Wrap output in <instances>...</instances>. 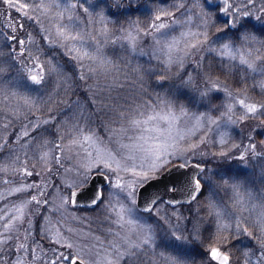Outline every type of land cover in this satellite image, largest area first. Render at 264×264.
Instances as JSON below:
<instances>
[{
  "label": "snow or ice",
  "instance_id": "1",
  "mask_svg": "<svg viewBox=\"0 0 264 264\" xmlns=\"http://www.w3.org/2000/svg\"><path fill=\"white\" fill-rule=\"evenodd\" d=\"M0 2L16 9L18 13L22 12L27 20L35 24L42 23L29 15L28 3H22L21 0H0ZM187 2L188 0H174L172 7L175 11H173L164 6L168 0H151V6L141 5L139 0H69L63 7L60 5V0H49L47 5L40 0L37 7L41 8L45 15L50 7L59 9L56 13L58 22L53 26L54 31L49 28L39 29L47 51L30 33L25 32L24 39L17 36V28L24 30L23 23L16 21L15 27L13 23H9V34L5 38L7 42L0 47V103L9 102L8 111L11 119L0 118V153L5 149L9 150V166L12 170L23 176H33L36 165L31 163L32 158L29 157V144L33 140L37 141L39 148L46 149L33 153L36 162L43 165L49 162L61 164V157L66 156V153L74 147L83 148L88 144L95 148L99 137L90 125L102 110L105 114L114 116L112 122L127 119L130 127L142 131H148L144 126L158 119L171 124L169 119L171 113L148 114V109L152 108L150 103L136 105L133 117L128 116L130 108H124L122 105L109 107L104 100L111 99L108 93L121 85L118 82L102 83L100 78L106 77L114 68H118L106 55L105 47L110 44L115 45L119 41L121 48L127 46L131 53H136L137 43L141 37L151 39L153 55L162 66L159 70L148 69L150 73L158 76V83L170 73L172 65L182 68L184 59L194 55L193 50L199 51L208 43L209 28L217 27L211 23L210 14L201 13L203 31L182 32L180 38L175 37L172 29L182 23L180 19L175 18V12L185 8ZM191 2L194 8L201 7V0H191ZM203 3L212 8L209 0H203ZM214 10L226 17L224 29L227 31L224 32V37L233 42L223 43L220 49L209 48V51L216 52L221 57V61L224 58L229 61L238 59L239 64L246 66L250 73L264 75V55H253V50L256 53L260 51L257 45L264 47V40H259L248 30L244 22L252 16L254 10L264 13V0L259 2L258 0H222V4L216 6ZM145 11L151 13V19L142 25L134 17L137 13L143 14ZM185 11L190 12L191 9ZM121 18L124 23H120ZM256 18L260 19L259 16ZM116 24H120V27L114 31ZM182 40L183 46H181ZM28 45H33L34 49ZM4 48L8 49L7 53ZM175 52L183 55L174 57ZM258 62H261L260 67H257ZM200 67H203L202 60ZM221 67L223 68V63ZM228 70L230 72L231 68ZM136 71L139 72V68ZM184 75L187 79H184V76L180 79L183 86L188 89V98L193 103L207 102L214 91L225 93L229 103L226 105L227 112L224 115L228 117L229 122H237L229 115L234 105H239L242 109V114L238 117L240 121L264 117V102H250L246 91L243 93L244 98H240L230 91L218 76L213 75L210 65L207 71L199 73L200 82L190 74ZM243 80L244 77L241 76V83ZM256 87L264 96V80L259 81ZM81 91L84 93L83 99L78 94ZM71 94H76V98L70 100ZM2 111L0 109V114ZM180 111L183 113L184 109L181 107ZM69 112L72 119L71 126L68 120L64 119ZM58 116L60 119L57 118ZM172 119L175 117L173 116ZM202 119L203 117L197 118V125ZM13 120L20 121L18 128H14ZM208 123L216 124L217 121L209 116ZM84 124L89 125L88 134H85L82 127ZM101 125L113 135H117L118 131L121 133L127 131L123 127L119 130L111 129L103 120ZM46 134L53 136V139L48 140ZM140 139H143L142 135ZM248 139L251 143L244 146L243 151L253 156H264V153L256 152L253 138L249 136ZM219 143L223 146L227 141L221 138ZM37 145H33V148ZM119 147L123 149L129 146L119 143ZM168 147L173 145L153 148H144L140 145L139 150L144 153V162L132 167L122 164L112 152L96 148L95 157L88 163H81L73 182L65 186L68 189L67 196L61 194L60 205L55 209L56 211L65 205H78L80 201L86 200L93 209L102 207L106 213L115 212L117 219L111 221L112 223L118 224L121 228L125 223L129 225L128 232L123 237L116 242L109 241L111 252L105 249V255L99 261L93 259L98 253L93 254L90 248L76 243L70 236H65L59 231L55 236L52 235L51 219L35 211L42 204L49 203L47 198L40 199L45 196L43 191L33 192L41 185L36 182L20 184L19 187L10 188L8 193L0 194L4 199L19 194L17 199L22 201L15 207L13 213L7 216L0 214V237H2L0 264H6L5 257L9 251L13 254L25 252L31 255V247L27 241L31 239L32 243L39 247L40 238L49 241V247L44 252L46 259L36 257L42 259V264H160V260H163L164 264H198L195 259L197 256L201 258L200 264H213V262L231 264V256L227 250L229 237L223 233L231 230L233 234L244 233L248 237H253L254 233L249 230L250 228L256 229L257 235L254 238L262 249L257 264H264V211H261L248 226H245L247 218L234 219L232 224H226L223 222L222 213L216 210L217 206L209 198L208 207L211 209L210 214L216 218V224L214 228L209 226L202 230L203 218L200 217L199 208L195 209L196 221H193L185 217L177 206L184 207L198 203L210 189L217 186L216 181L213 176L207 174L208 170L201 167L200 163L189 165L186 158L183 163H175L171 157H176L177 152H169ZM196 147L197 145L190 144L186 149L179 151V156L194 155ZM234 147L241 146L234 145ZM21 152L28 159H22L21 155L17 154ZM86 155L92 157V152L88 151ZM219 155L227 156L228 153L221 151ZM17 163L20 164L19 168L15 167ZM169 165L191 170L179 178H169L167 183H163L168 176ZM4 171H7V168L0 167V172ZM121 172L131 173L132 179L125 180L120 175ZM35 174L40 175L39 172ZM96 178H99V182ZM220 179L227 183L225 177ZM5 183L9 182L5 181ZM229 186L234 192L239 188L238 184ZM113 189L118 191L114 193ZM119 194H123L128 206L121 205L117 210L113 204V196ZM241 202L240 199L237 200V203ZM28 205L34 206L29 210L28 215L39 216V222L34 224L29 219L28 227L24 229V241H20L18 226L24 222L25 209ZM137 207L142 214L132 219ZM185 220L187 224L184 223ZM66 231L72 234L74 229L67 228ZM107 231L111 233V229ZM205 231L209 232L207 242L204 237ZM115 235L120 236L119 233ZM77 236L84 237L85 234L77 233ZM91 239L102 243L99 237ZM194 244L199 245L200 248L194 247ZM157 249L170 250V254L165 255L163 251L158 252ZM49 252L51 256L48 255ZM244 256L247 264L250 253L244 252ZM14 264H31V262L17 259Z\"/></svg>",
  "mask_w": 264,
  "mask_h": 264
},
{
  "label": "rangeland",
  "instance_id": "2",
  "mask_svg": "<svg viewBox=\"0 0 264 264\" xmlns=\"http://www.w3.org/2000/svg\"><path fill=\"white\" fill-rule=\"evenodd\" d=\"M21 2L28 3L29 9H27V11L29 15L34 16L36 20L42 22L41 24H38L40 29L49 28L50 30L54 31L53 26L58 22L56 20V13L57 11H59V9L55 8L54 6L50 7L47 14L45 15L43 13V10L37 7L38 3H40V0H21ZM68 2L69 0H60L61 7H63ZM43 3L47 5L49 3V0H43ZM173 3L174 0H168V3L164 6L175 11V9L172 7ZM209 4L212 5L211 9L207 5H204L203 0H201V7L194 8L192 6L191 0H188V2L185 4V8L181 9L179 12H175V18L180 19L182 23L174 26V28L172 29V34L175 37L180 38L182 32L203 31V28L201 26L202 22L200 19L201 13L210 14L211 23L214 24L216 19L215 15L217 13L214 9L216 8V6L222 4V0H209ZM141 5L151 6V0L144 2ZM0 6L2 7L3 15L7 16L8 14H12L18 19H21V22H27V19L24 18L22 12L18 13L16 9L9 8L2 2H0ZM186 9H191V11L186 12ZM182 13L184 14L182 15ZM257 16L260 17L259 20L256 18ZM223 17L225 16L223 15ZM134 18L138 19L143 25L151 19V13L149 11H145L144 17L135 15ZM225 19L226 17L224 18V20ZM249 19L252 22L251 24H257L262 27V25L264 24V13L254 10L252 16L244 21L245 24ZM120 23H124L122 21V18L120 20ZM217 24H219V22ZM109 27L113 28L112 25H109ZM119 27L120 24H116L113 30H118ZM247 28L255 35L254 29H250L249 27ZM224 32L225 30L223 27H210L208 43L204 44L199 51L193 50L194 55H192L191 58L186 57L184 59L182 68H179L175 64L172 65L171 68L177 72H184L185 70H189L191 66H194L193 60L196 58L198 59L199 63H201L202 59L209 57L211 54H215L216 56H218L216 52L209 51V48L220 49L223 43L233 42L224 37ZM29 33L31 34V32ZM31 35L39 44L40 40L37 37L38 35ZM218 37L221 39H218ZM189 39L192 38L189 37ZM120 43L121 42L119 41L117 42L116 45H118V47L113 48V46H106L104 49L106 55L112 60L113 64L118 66V68H114L112 72L106 77H101V82H118L119 85H121L112 89L110 93H108L111 99H106L105 104L109 106V103H112L116 106L122 105L124 108H130L131 111L128 113V116L133 117L135 116V114L133 113L136 105H146L150 103L152 105V108L148 109V114L155 115L158 113L160 115H166L168 113H171L172 115L169 117V119L171 120V124H169L167 121L158 119L144 126L148 129V131H142L141 129H134L130 127L127 119L118 120L119 124L109 125V127L116 130H119L121 127H123L127 129V131L126 133H121L118 131L117 135H113L108 130H105L104 132L95 129V127L92 125L95 122L94 117V122L91 123L90 126L95 130L96 135L99 137V142L96 144L95 148L91 147L88 144H85L83 148L74 147L71 151H68L66 153V156L61 157V164L49 162L47 165H43L37 163L33 153L42 152L46 149L39 148V146L37 145V141L33 140L34 145H37V147H31L29 149V157L32 158L31 163L36 165L35 170H40V179L38 180H35L32 177L27 179L26 176H19L20 178L17 176L18 172H14L12 170V167L9 166V150L6 153L5 158L2 159L0 163V167L7 168V171L0 172V194H6L9 192L10 188L19 187L20 184L36 182L41 185L40 188L34 189L33 192L35 193L38 191H43L45 196L41 197L40 199L43 200L44 198H47L49 200V203L46 205L42 204L38 209H35V211H38L40 215L46 216L51 219L53 227L52 235L55 236V233L59 231L65 236H70L71 239L76 243L82 245L83 247L90 248L93 254L98 253V255L93 256V259L97 261L103 259L105 255V249H107L108 252H111L109 241H118L128 232L129 225L125 223L124 227L121 228L118 224L112 223L111 221L117 219L115 212L110 211L106 213L102 207L87 209L78 207L76 208L72 205H65L63 208H60L59 211L55 210L60 205L61 194L67 196L68 189L65 186L73 182V179L75 178L77 170L81 163H88L95 157L96 148L112 152L114 155H116V158L118 160H121L122 164H126L128 167H132L133 165L138 166L140 163L144 162V153L139 150L140 145H143L144 148H153L160 145H173V147H168L167 150L169 152H177L176 157H171L174 162H184L185 158L188 160V163L194 160L200 162L201 157H203V159H207L209 162L207 169L208 175L219 172V166L217 162H219L220 160L222 162L225 160L234 161L233 159L241 158V156H243V158L247 157L249 153H245L243 151V148L244 146L251 143V141L248 139L249 136H251L256 143V152H261L264 150L262 146L264 144V141L262 145L259 144L258 146V142L254 137V133H256L257 130L264 131V120L258 118L245 119L244 121H240L238 117L242 114V109L239 108L238 105H234L233 111L232 113H229V115H231L232 119L236 120L237 122H229L228 117L224 115V113L227 112L226 105L229 103V100L223 91H214L223 92L224 96L221 111L218 115H214L208 111H190L184 107H182L184 109V112L182 113L180 111L181 107H176L172 104L171 97L169 96L168 91L161 92L157 91L156 89H152V83L157 84L158 79H152V73H150L148 69H154V67H151V64L148 60L143 61L137 56L141 55L148 57L152 60V62L158 61L153 55V45L151 39L149 37H141L137 43L136 53H131L127 46L123 48L119 47ZM183 43L184 41L182 40L181 46H183ZM236 43L238 44V42ZM256 47H258L260 51L259 53H256L255 50H253V55H264V49L259 47V45ZM45 50H47L46 47ZM173 55L174 57H176L183 54L180 52H175L173 53ZM163 58L164 57L161 55V59ZM249 58L251 59V57ZM234 61L239 62L238 59ZM260 66L261 62H258L257 67ZM137 68H139V72L136 71ZM89 83H91V81H89ZM5 102L7 103L5 110L8 111L10 105L8 101ZM8 115L9 117H11L10 114ZM173 116L175 117V119H172ZM209 116L213 120H216L217 123H208ZM199 117H203V119L200 121V124L197 125V118ZM57 118L60 119V117ZM64 119L68 120L69 126H71V114L69 116H64ZM13 123H20V121L13 120ZM82 127L84 128L85 134H88L89 125L84 124L82 125ZM141 135L143 136V139H140ZM181 136H183V139H181ZM130 137L131 139H129ZM157 137H159V139H157ZM46 138L48 140H52L53 136L46 134ZM221 138H224L227 141V143L223 146H221V144L219 143ZM117 141H119V143L128 145L129 147L121 149ZM190 144L197 145V147L195 148V154H187L185 157H180L179 151L186 149ZM234 145H240L241 147L236 148L234 147ZM88 151L92 152V157L86 155ZM221 151H226L228 155H219ZM19 155H21L22 159H28V157L23 156L22 152ZM121 157H123V159H121ZM129 157L133 158L130 159ZM15 167L19 168L20 164L17 163ZM29 168L31 170V164L29 165ZM120 175L123 176L125 180L130 181L132 179L131 173L121 172ZM5 181H8L9 183H5ZM112 191L116 193L118 190L113 189ZM17 195L19 194L10 195L7 197V199L0 197V214H2L3 216H7L15 211V207L19 206L22 203L20 199H17ZM113 204L117 210L121 205L128 206L127 201L124 200L123 194L113 196ZM33 208V205H28V207L25 209L26 215L24 222L23 224L18 226L20 228V241H24V229L28 227V220L31 219L34 224L39 222V216L28 215L29 210ZM45 209H47V211H45ZM167 210L170 211V209ZM179 211L181 212L180 208ZM141 214V211L137 207V211L131 218L136 219L137 217L141 216ZM73 217L75 219H73ZM125 219L127 220L128 217H126ZM67 228L74 229V232L72 234H69L66 231ZM108 229H111V233L107 231ZM77 233H84L85 236L79 237L77 236ZM115 233H119L120 236H116ZM92 237H99L102 243L96 242L95 240L91 239ZM0 239H2V237H0ZM27 243L31 247L32 254L29 255L25 252H16V254L11 256V258H5L6 264H14L17 259H21L25 262L30 261L31 264H42V259H46V257L44 256V252L49 247V241L43 238L38 239L39 247H37L36 244H33L31 239H29ZM48 255L51 256V253L49 252ZM37 256L41 257L42 259H37Z\"/></svg>",
  "mask_w": 264,
  "mask_h": 264
},
{
  "label": "trees",
  "instance_id": "3",
  "mask_svg": "<svg viewBox=\"0 0 264 264\" xmlns=\"http://www.w3.org/2000/svg\"><path fill=\"white\" fill-rule=\"evenodd\" d=\"M147 1L148 0H140L139 2L140 4H142ZM136 15L140 17H144L145 12L143 14L137 13ZM215 18H216L215 19L216 23L214 22V24L216 25L219 22V24H217V27L219 26L224 28L225 17H223L222 14L218 15V13H216ZM20 20L21 19H18L16 16H13L12 14H8L7 16L3 15L2 7L0 6V33L3 34L0 35V47H3V45L7 42L5 38L9 34V27H8L9 23H13V26L15 27L16 25L14 22L16 21H19L20 23L24 24V30H20L19 28H17L16 34L19 38L24 39L25 32L27 33L31 32V34L33 35H38L37 37L40 40L39 44L42 47H46L43 44V41L41 40L39 25L33 23V21L31 20H27L26 23L21 22ZM251 23L252 22L249 19L248 22L246 23V26L249 27L250 29L255 30V35L259 40L261 39L264 40V24L261 27L257 24L254 25ZM224 30L226 31V29ZM111 46H113V48L118 47V45L116 44L115 45L110 44L107 47H111ZM28 47L34 49V46L28 45ZM259 47L261 46L259 45ZM261 48L264 49V47ZM3 50L5 51V53L8 52L7 48H4ZM137 56L143 61L148 60L151 64V67H154V69L159 70L162 67L160 65V62L158 61L152 62V60L148 57L141 55H137ZM210 56L202 59L203 67H200L201 63H199L198 59L196 58L193 60L194 66H191L189 70H185L184 72L182 71L177 72L171 68L170 73L166 75L165 79L161 83H157V84L152 83V89H156L157 91H161V92L168 91L169 96L171 97V102L176 107H184L190 111H208L214 115H218L221 111V106L223 103L222 101L224 99L223 92H212L207 102L197 101L193 103L188 98L189 95L188 89H186L183 86V83L180 79L181 76H184V79H187V77L184 75L185 73H187L193 76L197 82H200L201 77L199 73L201 71H207L210 65L213 75L218 76L219 79L228 86V89L230 91H233L240 98H244L243 93L244 91H246L247 97L249 98L250 102H264V96L260 94V89L256 87L259 81L264 80V75H261L260 73H250L244 65H240L239 62L237 61L236 62L229 61L227 58H224V60L221 61L220 56H216L215 54L214 55L211 54ZM222 63H223V68L221 67ZM229 68H231L230 72L228 70ZM241 76L244 77L243 83H241ZM151 78L159 79L158 76L155 75L154 73H152ZM237 90H241V91H237ZM78 94L81 99L84 98V93L82 91L79 92ZM75 98H76V94H71L69 97L70 100ZM104 103H106V99L104 100ZM6 105H7L6 102L0 103V109L3 110L2 114H0V118L10 119L11 117H9L8 115L10 114V112L5 110ZM110 105L113 104L109 103V107H111ZM89 107L91 106L89 105ZM70 114L71 113L69 112V115ZM133 114H135V108ZM113 119L114 116H112L111 114H105L102 110L101 114H97L95 116V122L92 125L95 127V129L105 132L106 128L101 125V120H103L108 126L113 124H119L118 120L112 122ZM259 119L264 120V117H259ZM13 125L14 128H18L20 123H16V124L13 123ZM254 137L258 142V146L259 144L262 145L264 141V131L257 130L256 133H254ZM9 140L11 141L10 137ZM34 141L30 143L29 149L33 147ZM262 146L264 149V144ZM7 151L8 149H5L3 153H0V163L1 160L5 158ZM257 153H264V150ZM17 154H21V153H17ZM233 160L234 161L225 160L223 162L220 160L219 162H217L219 166L218 167L219 172L210 175L213 176L217 186H214L212 189H210L209 192L206 193L205 197L201 198L198 203L193 204L191 206L189 205H185L184 207L178 206L181 212L185 215V217L192 219L193 221H196L195 209L199 208L200 217L203 218V223L201 224L202 230L209 228V226H212L214 228L216 224V218L210 214L211 209L208 207L209 198L211 199L212 203L217 206L216 210L222 213L223 222L226 224H232L234 219L243 220L247 218L245 226H248V224L251 221L256 219L257 215L261 211H264V207H262V205H264V156H260V155L253 156L251 153H249L247 157H244L243 159L237 158ZM200 162L205 163L206 169H208L209 162L207 159H203V157H201ZM36 172L40 173V170H35L33 176L31 177L34 178L35 180H38L40 179L39 178L40 175L37 176L35 174ZM17 176L22 177L23 175L18 173ZM221 177H225L227 183H224V181L220 179ZM26 178L29 179L30 177L26 176ZM231 184L239 185V188L237 190L239 195H237V192H234L232 188L229 186ZM238 199H240L242 202L237 203ZM190 208L191 210H189ZM184 223L187 224V220H185ZM249 230L253 231L254 233L253 237H248L244 233L233 234L231 230L227 233H223V235H227L229 237V241L227 243V250L232 256L231 264H246V258L244 256V252L250 253V258L247 259V264H257V261L259 259V253L262 249L259 242L254 238L257 235L256 229L250 228ZM208 235L209 232L205 231L204 232L205 242H207L206 238ZM193 246L198 249L200 248L199 245L194 244ZM160 251H163L165 255L170 254V250L158 249V252ZM9 252L7 253L5 258H11V256L14 255L12 251ZM157 259L158 260L160 259L159 256H157ZM195 259L197 260L198 264H200L201 258L197 256L195 257ZM160 264H164L163 260H160Z\"/></svg>",
  "mask_w": 264,
  "mask_h": 264
},
{
  "label": "water",
  "instance_id": "4",
  "mask_svg": "<svg viewBox=\"0 0 264 264\" xmlns=\"http://www.w3.org/2000/svg\"><path fill=\"white\" fill-rule=\"evenodd\" d=\"M175 163H183L181 161H177ZM196 163H200L201 167H204L206 168V164L205 163H202V162H199V161H191L189 162V165L191 164H196ZM191 169L190 168H178V167H173L172 165H169V173H168V176L165 178V180L163 181V183H167L168 182V179L169 178H179L181 177L182 175H184L187 171H190ZM97 179V182H99V178H96ZM162 190V188H161ZM139 191V189H138ZM137 199H139V197H137ZM183 199V197H182ZM73 207H78V208H92L91 206H89L87 204V201H80L78 205H72ZM139 209V208H138ZM141 211V210H140ZM219 246V245H217ZM223 250V249H222ZM229 253V252H228ZM229 255L231 256V254L229 253ZM231 259H232V256H231Z\"/></svg>",
  "mask_w": 264,
  "mask_h": 264
}]
</instances>
